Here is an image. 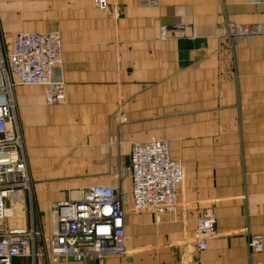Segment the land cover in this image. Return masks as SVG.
I'll return each mask as SVG.
<instances>
[{
	"label": "crops",
	"instance_id": "obj_1",
	"mask_svg": "<svg viewBox=\"0 0 264 264\" xmlns=\"http://www.w3.org/2000/svg\"><path fill=\"white\" fill-rule=\"evenodd\" d=\"M93 1L0 0V53L18 34L57 32L66 93L47 106L42 87L14 90L33 192L7 204V226L35 230L37 221L48 236L54 205L111 183L123 148L154 138L169 142L183 166L175 212L158 222L150 211L131 213L128 179L121 193L131 251L53 263L38 238L43 254L34 264H264V0H157L148 8L106 0V11ZM178 24L181 33L160 40L161 26ZM228 24L263 32L228 40ZM210 211L216 237L198 251L192 236ZM251 235L262 238L259 253L247 247Z\"/></svg>",
	"mask_w": 264,
	"mask_h": 264
},
{
	"label": "built area",
	"instance_id": "obj_2",
	"mask_svg": "<svg viewBox=\"0 0 264 264\" xmlns=\"http://www.w3.org/2000/svg\"><path fill=\"white\" fill-rule=\"evenodd\" d=\"M97 10L106 11V0H94ZM141 7H156L157 0H142ZM183 25L161 26L160 40L175 38ZM228 40L259 34L263 28L251 31L247 26L228 24ZM62 70V44L57 32L18 34L6 55L0 53V264H13L15 259L35 260L43 252L35 247L38 232L28 228H9L7 204L32 200L31 183L14 113L12 88L39 86L44 90L47 106L65 101V81ZM170 144L165 140L150 139L133 143L129 150L128 179L131 184L132 205L129 211L139 214L150 211L156 222L161 215L174 213L177 194L184 182L180 162L170 156ZM122 194L117 184L92 185L70 201L56 204L50 213V234L41 239L53 263L61 258L90 256H125V216ZM216 218L208 212L198 218L192 242L198 251L216 237ZM259 235L247 237L251 254L261 251ZM247 264H261L249 261Z\"/></svg>",
	"mask_w": 264,
	"mask_h": 264
},
{
	"label": "rangeland",
	"instance_id": "obj_3",
	"mask_svg": "<svg viewBox=\"0 0 264 264\" xmlns=\"http://www.w3.org/2000/svg\"><path fill=\"white\" fill-rule=\"evenodd\" d=\"M19 87V86H17ZM16 88V87H15ZM15 88H12V91H11V96L13 97V93H14V90ZM45 103V102H44ZM13 104H14V100H13ZM46 105V104H45ZM14 113H15V116H16V120H17V111H16V108H15V104H14ZM17 125H18V121H17ZM18 129H19V126H18ZM21 135V134H20ZM128 149L130 150V148H126L124 147L123 148V160H122V164H120V169L118 170L119 172L117 173V177L115 178V180H113L111 182L114 183V184H117V186L119 187L120 191H122V189H126L129 185H128ZM103 185V184H101ZM66 194V193H65ZM68 194V193H67ZM122 194V193H121ZM34 198V197H33ZM9 211H7L8 213ZM44 214H40V216H43ZM50 216V215H49ZM42 218L41 220H39V222L42 223ZM36 223L34 224L35 225V231H38V226H39V223L37 221H35ZM38 238L40 239H43L45 238V235H44V230L42 228L41 232L38 231Z\"/></svg>",
	"mask_w": 264,
	"mask_h": 264
},
{
	"label": "bare ground",
	"instance_id": "obj_4",
	"mask_svg": "<svg viewBox=\"0 0 264 264\" xmlns=\"http://www.w3.org/2000/svg\"><path fill=\"white\" fill-rule=\"evenodd\" d=\"M13 98V97H12ZM14 104H12V106H13Z\"/></svg>",
	"mask_w": 264,
	"mask_h": 264
}]
</instances>
